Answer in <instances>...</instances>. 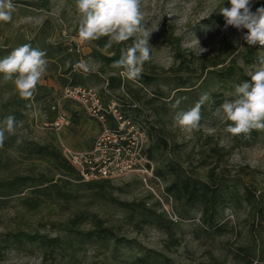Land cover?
I'll use <instances>...</instances> for the list:
<instances>
[{
    "label": "rangeland",
    "instance_id": "obj_1",
    "mask_svg": "<svg viewBox=\"0 0 264 264\" xmlns=\"http://www.w3.org/2000/svg\"><path fill=\"white\" fill-rule=\"evenodd\" d=\"M13 2L17 7L12 21L0 22V48L13 50L26 43L44 51L48 45L58 48L56 58L48 60L47 72L38 83L50 90V95L32 105V111L19 131L20 136L41 145L52 144L59 149L61 145L73 150H87L92 146L101 126L74 103L61 102L60 109L70 122L67 128L56 134L48 126L52 118L50 108L61 96L62 87L57 78L65 68L64 64H68L66 54H69L74 64L83 59L91 65L92 71L87 75L91 76L93 83L87 86L92 87L104 100L116 99V102L120 100L137 106V112L130 115L140 120L146 132L154 129L165 139L168 158L178 161L190 175L202 180H207L209 173L213 172L214 177L223 176L227 181L243 182L255 193L256 208L264 209V134L247 146L236 143L224 131L226 125L218 111L225 100L232 98L230 93L235 86L242 82L234 80L223 85L214 84L207 89L199 88L201 76L206 73H203L204 68L209 60L219 56L221 47L235 51L230 57L235 61L233 65L247 78V73L264 57V46H250L241 39L246 29L238 31L231 26L224 29L225 20L219 8L230 7L228 0H223V3L222 0H141L143 23L149 31H153L149 39L153 48L150 61L145 63L142 75L135 81L122 77L120 72L110 73V66L95 58L98 54L110 56L100 46V43L105 46L107 37L97 41L79 40V16L75 10V0H50L46 9L28 6L33 0ZM262 6L264 0H253L251 11L255 12ZM131 43L132 40L127 41V44ZM174 48L178 49L181 59L176 57ZM248 50H254L256 55L252 64H246L243 59ZM228 62L224 65L228 66ZM93 74L102 80L109 76L119 77L121 84L109 90L106 82L97 84ZM145 75L154 79L151 85L145 86L140 82ZM184 79L195 86L175 90V82ZM157 92L160 96L155 95ZM213 92L219 96L210 98L204 105L211 114L200 120L199 130L189 134L174 126L173 118L177 112L189 110L201 94ZM15 93L11 82L0 84V105ZM177 99H181V103L174 109L171 105ZM72 113L79 116L76 125L71 121ZM211 147L221 150V161L217 162L209 152ZM160 162L155 163L154 167ZM11 168L25 174L30 168L43 170L45 167L18 158ZM97 182L101 180L94 183ZM94 189L82 186L78 201L70 204L47 202L37 212H27L12 202L7 209L0 210V234L24 230L51 238H64L61 231L63 226L75 213L82 211L102 220L105 227L124 240L123 243L104 246L98 242H88L79 245L74 241L64 251L52 255H44L37 247H28L26 250L7 251L0 264H128L132 257L144 251L166 255L175 264H264V223H259L260 215L243 200L240 204L229 202L223 211L218 212L214 221L217 229L208 230L207 233L198 208H186L182 213L173 201V209L179 220L170 221V233L177 240V246L167 249L165 245L169 236L165 232L158 231L154 226H137L141 217L136 213L134 218H130L134 206L141 202L147 208L156 204L138 178L130 176L108 181L103 185L104 199L92 196ZM107 198L121 205L126 204L128 209L116 206ZM154 208L162 213L160 207ZM92 228L89 222L79 227L82 231ZM255 246L257 257H247L245 249L249 251Z\"/></svg>",
    "mask_w": 264,
    "mask_h": 264
},
{
    "label": "trees",
    "instance_id": "obj_2",
    "mask_svg": "<svg viewBox=\"0 0 264 264\" xmlns=\"http://www.w3.org/2000/svg\"><path fill=\"white\" fill-rule=\"evenodd\" d=\"M49 4L50 0H33L28 6L34 9H46ZM166 41L169 42L167 39ZM127 45V42L116 44L112 49L106 51L110 56L98 54L95 58L101 60L106 66H110V73H119L121 70L113 68L112 64L120 58L121 49ZM100 46L104 49V44L100 43ZM46 47V59H55L58 48L49 45ZM11 51V49L0 48V59L9 55ZM174 51L176 57L181 59L178 49L174 48ZM234 52V50L228 51L227 47L224 46L221 47L218 57L209 60L208 66H206L203 71V73H206L201 76V82L199 84L200 89H207L214 84L223 85L229 81L238 80L243 82L249 79L239 73L234 67L233 64L235 61H232L230 58ZM66 55L69 58L68 62L70 61L71 65H74L72 56L69 54ZM255 58L256 55L254 50H248L243 56L246 64H252ZM227 61H229L228 63L230 64L225 66L224 64H226ZM71 65L69 63L64 64L65 68L57 78L62 90L68 87L93 89L87 86L89 83H93L90 79L91 76L89 77L87 74L73 71ZM92 77L96 79L97 84L106 82L107 89L109 90L121 84L119 77L109 76L106 80H102L97 74H93ZM153 81L154 79L147 75L143 76L142 80L140 79V82L145 86L151 85ZM175 86V90H180L192 88L195 85L189 80L184 79L175 82ZM50 92L51 91L46 87L37 85L34 97L29 100L21 98L16 92L9 100L0 105V122L8 115L15 116L17 122H24L32 111V105L40 100L46 99L50 95ZM98 95L105 104L115 102L120 105V112L123 117L130 119L133 123L138 124L145 130L140 120L136 118V116L130 115L132 112H137L136 105L130 102H121L120 100L116 102V99L115 101L104 100L99 93ZM155 95L160 96L158 92ZM218 96L219 94L215 92L210 94L211 99L217 98ZM64 102L74 103L71 101ZM55 104H53L52 107ZM52 107L50 108L52 112L50 123L55 120L57 115L56 112L52 110ZM206 109V106H202L201 120L208 116V114H211V112H207L208 110ZM78 117L77 113L71 114V121L73 124L76 125L78 123ZM20 129L21 127H17L16 134L14 135H8L6 133L3 147H0V210L7 209L12 202H16L18 206L27 212H37L42 209V206L47 202L49 204H70L78 201L80 198L79 191L82 186L90 189L95 188L92 191V196L97 199H104L105 194L103 185L106 184L108 180H101L99 183L81 182L77 171L67 162L61 149L52 144L41 145L26 140L20 136ZM146 134L148 137V147L145 152L147 158L153 165L158 163L159 160L161 161L160 164L155 167V175L164 184L166 193L172 197L174 203L177 205L176 207H179L182 213H184L186 208H198L201 211L203 224L206 227L204 231L206 233L208 230H213L216 227L214 221L218 212L223 211L229 205V202L240 204L241 200H243L260 215L259 223H264V209L256 208L255 193L252 192L246 184L235 180L227 181L223 176L219 178L214 177L212 174L213 172L209 173L207 180H202L199 177L190 175L189 172L183 168L181 163L167 157V142L158 132L154 131V129H150ZM261 134H264V131L253 130L249 135L241 134L233 136L229 134V136L236 143L247 146ZM18 138L22 141L21 143H17ZM220 151L218 147H211L209 149V152L212 153V156L216 158L217 162L221 161L222 154ZM18 158L28 161L30 164H34L35 162L40 163V165H43L45 168L43 170L30 168L25 174H20L11 168ZM204 163L205 162H203L202 165ZM228 182L233 183L228 184ZM107 200L120 208L128 209L126 204L121 205L118 204L116 200L108 198ZM154 207L158 208L159 204L156 202ZM154 207L147 208L145 203L141 202L139 205L134 206L135 209L130 218H134L136 213L141 217L136 224L137 226L143 224L154 226L158 231L165 232L169 236V240L165 245L167 249L177 246V240L172 238V234L170 233V221L166 219L163 213L157 212ZM85 222H89L93 228L87 231L80 230L79 227ZM262 230H264V227H262ZM61 231L64 238L60 236L51 238L38 232H26L24 230L9 231L5 234H0V259L7 251L26 250L28 247H37L43 251L44 255H52L54 253H59V251H64V249L70 247L74 241L78 242L79 245L88 242H98L104 246L110 243L119 245L124 241L118 238L111 229L105 227L103 221L98 219L94 214L82 211L75 213L63 226ZM256 247L257 246L249 251L245 249V255L252 259L256 258ZM128 264H175V262L166 255L152 251H144L132 257V259L128 261Z\"/></svg>",
    "mask_w": 264,
    "mask_h": 264
},
{
    "label": "clouds",
    "instance_id": "obj_3",
    "mask_svg": "<svg viewBox=\"0 0 264 264\" xmlns=\"http://www.w3.org/2000/svg\"><path fill=\"white\" fill-rule=\"evenodd\" d=\"M228 3L230 7L219 8L225 20L224 29L229 26L238 31L246 29L241 36L243 41L250 46H264V6L253 12V0H228ZM16 7L13 0H0V22H11ZM75 10L79 16L80 41H97L107 37L108 42L104 46L107 51L114 43L132 40L131 44L121 49L120 58L113 62L112 67L120 69V75L128 80L139 79L144 64L151 59L153 48L149 44L153 31H149L143 23L141 0H75ZM68 63L71 65L70 61ZM71 66L73 71L83 74L92 71L91 65L83 59ZM47 69L46 52L26 43L0 59V84L11 82L18 95L29 100L34 97ZM247 75L249 79L236 85L230 93L232 98L225 100L218 110L220 119L226 125L224 131L233 136L249 135L253 130L264 131V57ZM209 99L210 94L203 93L192 108L177 112L173 118L174 126L189 134L199 130L201 108ZM180 103L181 99H177L171 106L175 109ZM22 126L23 122H17L15 116L5 117L0 122V147H3L6 133L14 135L17 127ZM21 142L18 138L17 143Z\"/></svg>",
    "mask_w": 264,
    "mask_h": 264
},
{
    "label": "built area",
    "instance_id": "obj_4",
    "mask_svg": "<svg viewBox=\"0 0 264 264\" xmlns=\"http://www.w3.org/2000/svg\"><path fill=\"white\" fill-rule=\"evenodd\" d=\"M63 101L74 102L101 126L87 150H73L61 145L65 159L77 171L80 181H115L134 176L153 196L165 217L177 222L179 218L173 209V199L166 193L164 184L155 175L154 165L146 156V131L123 117L117 103H103L94 89L68 87L62 90L59 101L52 107L57 115L48 126L56 134L70 125L68 117L60 109Z\"/></svg>",
    "mask_w": 264,
    "mask_h": 264
}]
</instances>
